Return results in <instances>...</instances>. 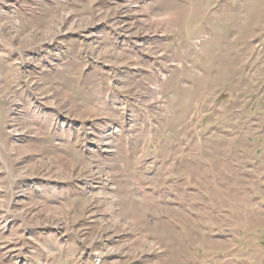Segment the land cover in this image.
Wrapping results in <instances>:
<instances>
[{"label":"rangeland","instance_id":"374dc122","mask_svg":"<svg viewBox=\"0 0 264 264\" xmlns=\"http://www.w3.org/2000/svg\"><path fill=\"white\" fill-rule=\"evenodd\" d=\"M0 264H264V0H0Z\"/></svg>","mask_w":264,"mask_h":264}]
</instances>
